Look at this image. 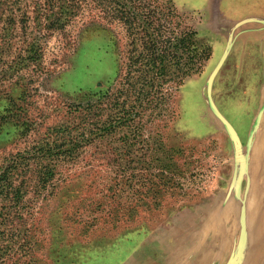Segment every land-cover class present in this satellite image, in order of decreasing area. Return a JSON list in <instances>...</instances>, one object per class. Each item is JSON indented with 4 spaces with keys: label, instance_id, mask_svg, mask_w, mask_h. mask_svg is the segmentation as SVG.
<instances>
[{
    "label": "rangeland",
    "instance_id": "374dc122",
    "mask_svg": "<svg viewBox=\"0 0 264 264\" xmlns=\"http://www.w3.org/2000/svg\"><path fill=\"white\" fill-rule=\"evenodd\" d=\"M161 1L211 48L201 73L178 89L162 129L163 177L181 185L163 182L154 194L146 183L152 162L122 169L109 142L82 149L60 166L58 191L32 203L24 241L0 252V264H264V90L255 89V51L241 66L233 44L264 12V0ZM94 14L101 15L86 9L46 39L41 63L21 72L23 100L15 88V107L3 113L8 103L0 101V117L11 116L2 121L0 161L116 79L125 32L105 19L97 27ZM22 122L30 129L24 136Z\"/></svg>",
    "mask_w": 264,
    "mask_h": 264
},
{
    "label": "trees",
    "instance_id": "16d2710c",
    "mask_svg": "<svg viewBox=\"0 0 264 264\" xmlns=\"http://www.w3.org/2000/svg\"><path fill=\"white\" fill-rule=\"evenodd\" d=\"M88 8L101 14L91 16L93 24L105 19L125 32L126 46L118 54L116 79L71 108L65 123L2 158L0 252L14 250L24 241L26 219L34 215L33 206L44 193L60 187L56 182L60 166L97 143L109 142L108 153L122 169L152 162L155 173L146 183L154 194L160 192L157 189L163 182L168 189L181 185L176 182L171 186L168 177H163L167 164L162 129L173 117L178 89L187 78L201 73L211 48L184 24L170 1L0 0V77L6 80L0 83V101L8 103L3 113L15 107L10 94L24 80L21 72L41 63L46 39L65 31ZM14 77L17 83L6 88L5 83ZM19 89L18 100H23L26 86ZM9 118L0 117V132L2 121ZM18 126L22 136L30 131L27 122Z\"/></svg>",
    "mask_w": 264,
    "mask_h": 264
},
{
    "label": "crops",
    "instance_id": "0c3cea01",
    "mask_svg": "<svg viewBox=\"0 0 264 264\" xmlns=\"http://www.w3.org/2000/svg\"><path fill=\"white\" fill-rule=\"evenodd\" d=\"M252 16L256 17L252 22L253 25L240 29L239 33L234 36L235 40H233V44L235 48H240V57L238 58V61L241 66H246V56L255 51V54H253L254 58L252 59L255 63L253 65L257 66L258 72L255 89L264 90V27L259 24H264V12L259 13L258 15L253 14ZM254 80L256 82L255 78Z\"/></svg>",
    "mask_w": 264,
    "mask_h": 264
},
{
    "label": "water",
    "instance_id": "95a60500",
    "mask_svg": "<svg viewBox=\"0 0 264 264\" xmlns=\"http://www.w3.org/2000/svg\"><path fill=\"white\" fill-rule=\"evenodd\" d=\"M231 47V42L229 41V44H228V46H227V49L229 50V48ZM226 53H227V51L225 52V55H226ZM224 58H225V56H224ZM223 58V59H224ZM209 91V90H208Z\"/></svg>",
    "mask_w": 264,
    "mask_h": 264
}]
</instances>
